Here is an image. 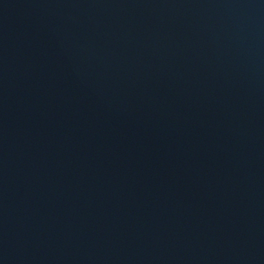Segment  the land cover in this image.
I'll list each match as a JSON object with an SVG mask.
<instances>
[{"label":"water","instance_id":"1","mask_svg":"<svg viewBox=\"0 0 264 264\" xmlns=\"http://www.w3.org/2000/svg\"><path fill=\"white\" fill-rule=\"evenodd\" d=\"M0 264H264V0H0Z\"/></svg>","mask_w":264,"mask_h":264}]
</instances>
